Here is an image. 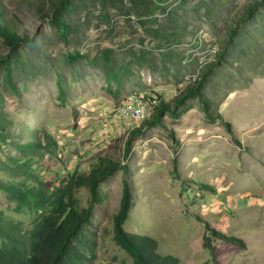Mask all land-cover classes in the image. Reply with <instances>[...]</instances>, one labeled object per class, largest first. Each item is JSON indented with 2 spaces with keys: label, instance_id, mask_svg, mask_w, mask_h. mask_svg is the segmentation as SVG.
I'll return each mask as SVG.
<instances>
[{
  "label": "rangeland",
  "instance_id": "obj_1",
  "mask_svg": "<svg viewBox=\"0 0 264 264\" xmlns=\"http://www.w3.org/2000/svg\"><path fill=\"white\" fill-rule=\"evenodd\" d=\"M69 2L62 33L55 0H0L33 40L0 45V114L10 120L0 160L26 165L11 181L59 186L100 159L120 163L78 237L83 264H133L113 241L123 179L133 195L123 228L153 237L159 253L264 264V0ZM254 3L263 6L243 22ZM188 89L198 95L158 125L141 129L121 112L129 99L171 103ZM34 141L30 159L15 148ZM76 195L86 208L88 191ZM0 212L35 216L15 213L2 193Z\"/></svg>",
  "mask_w": 264,
  "mask_h": 264
},
{
  "label": "trees",
  "instance_id": "obj_2",
  "mask_svg": "<svg viewBox=\"0 0 264 264\" xmlns=\"http://www.w3.org/2000/svg\"><path fill=\"white\" fill-rule=\"evenodd\" d=\"M69 5V0H55L56 11L52 20L62 33L66 28L61 21V13ZM262 6L261 3L249 5L241 20L246 22L251 19ZM17 25L18 22L13 16L6 15L5 8L0 3V45L10 51L33 42L26 32L18 30ZM231 38L235 40L238 35L234 33ZM75 58L86 57L76 53ZM92 62L95 63L96 60L92 59ZM197 95V89H188L175 97L171 103L157 102L151 109V116L140 128L160 124L167 113L181 107L188 98ZM9 123L7 115L1 113L0 150L7 143ZM228 132L231 135L230 125ZM38 147L41 148V145L36 141L15 145L25 159L35 157L39 151ZM25 167L26 165L19 164L12 158H8V162L0 160V172L8 177L6 180L0 177V193L4 195L15 213L35 214L29 223H24L0 212V264H83L84 255L78 248V237L88 224L93 209L100 205L102 196L99 185L122 168L120 163L100 159L89 173L74 172L59 186L42 181L12 182V177L25 173ZM81 188H85L90 195L86 208L79 205L76 195ZM132 207V185L129 180L123 179L118 210L112 217L113 241L116 246L131 258L133 264H179L176 257L158 252V244L153 237L134 234L123 228ZM235 242L242 244L240 240Z\"/></svg>",
  "mask_w": 264,
  "mask_h": 264
},
{
  "label": "bare ground",
  "instance_id": "obj_3",
  "mask_svg": "<svg viewBox=\"0 0 264 264\" xmlns=\"http://www.w3.org/2000/svg\"><path fill=\"white\" fill-rule=\"evenodd\" d=\"M135 101H139V103H141L142 112L133 121L136 122V123H142L143 121H145L148 118L150 109L153 108L154 106H156L157 100L155 99L151 103V101L146 102L143 98H140V97L129 99V101L125 103V105H124V107H123V109L121 111L122 114H127V115L130 116L128 107L133 106V103ZM130 118H131V116H130Z\"/></svg>",
  "mask_w": 264,
  "mask_h": 264
},
{
  "label": "built area",
  "instance_id": "obj_4",
  "mask_svg": "<svg viewBox=\"0 0 264 264\" xmlns=\"http://www.w3.org/2000/svg\"><path fill=\"white\" fill-rule=\"evenodd\" d=\"M156 98H152L150 101L151 103L155 100ZM129 109V113H130V116H131V119L132 120H135L136 117L142 112V109H141V103H139V101H135L133 103V106L131 107H128Z\"/></svg>",
  "mask_w": 264,
  "mask_h": 264
}]
</instances>
